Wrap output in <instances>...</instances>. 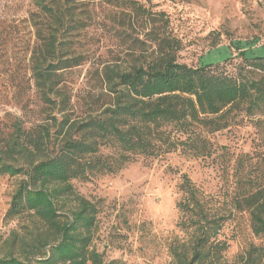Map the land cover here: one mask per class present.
<instances>
[{
	"label": "trees",
	"instance_id": "1",
	"mask_svg": "<svg viewBox=\"0 0 264 264\" xmlns=\"http://www.w3.org/2000/svg\"><path fill=\"white\" fill-rule=\"evenodd\" d=\"M117 1L32 0L29 18L37 42L31 57L33 77L42 101L55 112L49 121L28 128L15 118L0 142V174L25 176L6 217L29 213L58 235L49 251L35 258L39 263H115L105 262L91 247L96 205L76 193L73 179L115 173L140 157L151 160L177 150L195 158L211 156L215 149L206 132L226 128L234 111L260 115L256 124H264V45L235 40L223 46L225 52H237L239 61L232 69L227 65L234 61L232 53L223 54L222 61L189 65L178 59L182 42L163 12L122 0L129 9L125 15L145 25L138 34L92 15L98 5ZM95 24L125 40L134 61L127 66L117 57L101 62L104 101L77 115L60 86L62 71L84 62L83 54L73 55L71 44ZM251 158L245 153L236 160L228 207L182 174L177 207L185 236L172 244L170 264H232L222 236L225 222L236 212H248L254 234L263 239L238 257L243 264H264V171L252 176ZM71 195L75 204L65 214L59 204L68 205ZM0 264L33 261L8 253L0 256Z\"/></svg>",
	"mask_w": 264,
	"mask_h": 264
},
{
	"label": "rangeland",
	"instance_id": "2",
	"mask_svg": "<svg viewBox=\"0 0 264 264\" xmlns=\"http://www.w3.org/2000/svg\"><path fill=\"white\" fill-rule=\"evenodd\" d=\"M135 1L165 14L182 42L180 62L197 66L203 61H222L223 54L232 53L234 61L227 64L232 69L239 61L237 52H225L223 46L235 40H256L255 46L264 45V0ZM32 10V0H0V142L4 133L12 130L15 118L28 128L49 121V114L55 112L52 105L42 101L35 86L31 57L37 42L29 18ZM124 12L129 9L118 0L115 5H98L92 15L105 18L108 26L124 28L132 34L144 33L145 25ZM113 32L95 24L71 44L73 55L83 54L85 60L62 71L60 86L71 97L77 115H86L104 101L101 62L117 57L127 66L134 61L128 44ZM259 118L263 117L234 111L226 128L206 132L215 149L211 156L195 158L177 150L151 160L140 157L115 173L73 179L76 193L96 205L91 247L102 253L107 263L170 264L172 244L185 236L178 225L181 213L177 207L182 197V174L228 207L238 157L251 154L248 169L252 176L264 171V124H256ZM24 178L0 174V256H30L33 264H44L35 258L49 251L55 242L58 235L54 229L29 213L6 217ZM74 198L71 195L65 207L60 201L61 212H68V206L75 204ZM222 238L228 241L226 256L232 264H243L238 255L251 245L263 243L252 230L248 212L234 213L225 222Z\"/></svg>",
	"mask_w": 264,
	"mask_h": 264
}]
</instances>
